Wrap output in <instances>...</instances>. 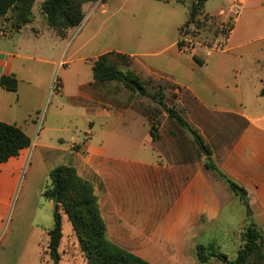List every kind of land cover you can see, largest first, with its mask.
<instances>
[{
    "label": "crops",
    "instance_id": "1",
    "mask_svg": "<svg viewBox=\"0 0 264 264\" xmlns=\"http://www.w3.org/2000/svg\"><path fill=\"white\" fill-rule=\"evenodd\" d=\"M238 1L239 7L232 20L233 27L225 41L221 45L201 44L208 50L204 56L197 54L202 62L194 58L193 52L184 56L183 50L177 45L178 40L175 55L167 57L163 62L155 61L156 57H160L170 46L149 53L116 52L136 60L142 71L166 75L195 102L194 107H189V120L185 118L201 134L219 169L247 190L252 214L249 215L250 218L243 217L242 224L254 221L264 230V0ZM88 4H91L89 13L97 8L106 12L111 6V0L86 2L83 4L84 13ZM231 9V5H228L220 10L218 14L222 21L229 17ZM42 19L45 26L41 29L34 25L36 16L24 26L31 28L34 38L20 39L16 44H11L10 38L16 32L22 33L24 27L11 34L0 35V76L14 73L19 80L16 91L0 86V120L21 126L32 138L29 147L0 164V173L8 182L5 185L14 189L34 146L32 158L36 153L45 160L62 150L51 143L49 138H41L43 131L37 137L35 132L37 116L44 106L54 68L65 65L59 79V94L50 109L47 128L55 129L53 118L59 114L82 115L88 122L90 129L86 131V138L82 142L73 141L68 150L74 155L73 165L78 173L94 183L85 174L82 175V170L88 168L97 178L95 189L98 190L100 184L106 188L105 197L111 206L110 211L103 210V193L96 194L112 241L120 243L111 228L117 226L121 210L117 206V195L111 190L110 183L113 177L118 178L124 172V165L147 170L150 185L158 196L165 198L164 202L170 205L171 211L173 206L179 204L191 205L192 210L199 216L203 215L207 222H216L222 218L226 205L233 200L232 190L216 172L205 167V157L200 159L192 155L196 141L190 131L177 122L171 127L164 126L162 122L156 130L157 137L153 138L149 119L133 109L127 110L119 100L114 105L109 97V84L96 81L93 70L87 77L81 74L79 66L71 70L72 62L83 60L82 56L76 55L94 39L95 33L86 32L75 44L72 62L66 61L62 59V55L72 28L62 37L48 25L45 18ZM156 43L149 46L155 47ZM72 45L73 42L69 48ZM195 47L196 45L190 49ZM29 51L35 54H29ZM51 51H57L56 59L44 57ZM102 53L93 58L91 68ZM141 55L150 57L148 62L140 61ZM19 59L46 63L49 65L44 72L47 76L42 77L39 73L23 76L24 68H21L19 62L17 64ZM67 70L68 74H64ZM109 107H114L117 111L113 112ZM191 114L195 119L191 118ZM114 119L117 121V128H126L125 133L130 136L128 138L135 147L137 144L149 146L151 154L148 160L141 157L129 160L108 153L105 144L111 131L107 128L109 121ZM98 133L101 137L96 139ZM75 144L79 151L72 149ZM10 232L5 235L0 246V264H13L6 243Z\"/></svg>",
    "mask_w": 264,
    "mask_h": 264
},
{
    "label": "rangeland",
    "instance_id": "2",
    "mask_svg": "<svg viewBox=\"0 0 264 264\" xmlns=\"http://www.w3.org/2000/svg\"><path fill=\"white\" fill-rule=\"evenodd\" d=\"M192 1L111 0V6L106 12L97 8L91 13H89L91 4H88L85 8V20L75 35L67 39L68 44L62 59L72 62L75 44L88 31L94 32L95 37L83 47L82 52L76 55L82 56L83 60L71 63V70L79 66L81 74L86 77L91 74L92 61L98 53L107 51H121L127 54L133 51L149 53L170 46L160 57H156L155 61L163 62L167 57L175 55L177 51L175 44L181 37L196 45L190 51L186 49L182 51L184 56H187L189 52L204 56L208 50L201 44L220 45L225 41L229 25L239 7V1L206 0L204 12L213 14V17L207 19L200 27L190 24L180 34V27L187 19ZM42 2L43 0H35L33 6V17L36 16L34 25L40 29L45 26V21L42 19L44 18L41 10ZM228 5H231V13L226 20L222 21L218 13ZM14 31L16 29L12 26L11 12L0 16V35L11 34ZM31 38H34L31 28L24 27L22 33H14L10 41L14 45L20 39ZM72 42L73 45L69 48ZM153 42H157L155 47L149 46ZM44 57L56 59L57 51H51ZM112 58L119 68L133 69L143 80V87L146 89V93L142 95L139 91L126 88L119 81H107L105 83L109 84L110 101L114 105L116 100H119L127 110L133 109L142 113L149 121H155L157 129L162 122L164 126L171 127L172 124H177L176 121L169 117L165 108L155 102L151 95L161 89L166 95L164 103L175 107L189 120V107H194L195 102L173 80L162 73L149 74L145 70L143 72L137 61L130 56L113 55ZM148 58L150 57L142 55L139 57L142 62L144 60L148 62ZM18 62L21 68H24L23 76L34 73H39L42 77L47 76L44 72L49 65L46 63L39 64L27 59H19L17 64ZM65 67L61 65L59 68L58 66L54 68L44 106L40 110L44 112V116L38 132L43 131L41 138L44 136L49 138L51 143L62 150L54 157L50 156L45 160L39 158L36 153L32 158L34 146L13 190L5 185L8 182L0 173V246L5 235L11 231L6 243L13 264H54L56 259L48 249V231L54 224V202L52 199H47L43 193L49 183L50 169L60 164L73 165L74 155L68 149L73 141L82 142L86 138V131L90 129L84 116L68 114L54 115L55 129L47 128V120L51 115L50 109L54 106L59 94V90L52 89L53 81L56 77L60 79L62 68ZM64 74H68V70ZM109 109L113 112L117 111L114 107ZM191 118L195 119V116L191 114ZM116 125L115 119L109 121L107 130L111 132L105 144L108 153L129 160L140 157L148 160L151 154L149 146L137 144L135 147L128 138L130 136L125 133L126 128L120 129ZM97 129L100 130V127ZM100 137L99 133L95 136L96 139ZM72 149L79 151L76 144ZM40 154L42 155V152ZM192 155L200 159L206 157L197 143L192 149ZM75 163L78 164L76 161ZM138 169V166L124 165V172L118 178L113 177L110 183L111 190L117 195V206L121 210L118 224L111 228V232L120 241V246L154 264H227V260H234L239 249L244 246L248 226L255 224L261 232V237L258 239V249L249 258L248 264H264V230L260 229L254 221L242 224L243 217L250 218L249 205H244L233 191V200L226 205L222 213L223 217L216 222H207L203 215L199 216L192 210L191 205L179 204L173 206L171 211L170 205L164 202L165 198L158 196L157 191L150 185L147 170ZM82 172V175L85 174L94 181V185L97 184V178L88 168L83 169ZM95 191L101 195L103 193V210L110 211L111 206L105 197L106 188L100 184L99 189ZM59 211L63 225V234L58 248L59 264H89L67 214L62 208H59ZM199 244L207 250L222 252L227 257L220 259L210 256L207 259H201L198 256Z\"/></svg>",
    "mask_w": 264,
    "mask_h": 264
},
{
    "label": "trees",
    "instance_id": "3",
    "mask_svg": "<svg viewBox=\"0 0 264 264\" xmlns=\"http://www.w3.org/2000/svg\"><path fill=\"white\" fill-rule=\"evenodd\" d=\"M90 1L96 0H43L41 10L48 25L54 28L60 36L65 37L69 28L84 20L83 4ZM205 1H192L187 19L180 27V34L190 24L200 27L205 24L207 19L213 17V15L204 13ZM34 2L35 0H0V16L11 12L12 26L16 31H19L34 18ZM232 27L233 22L229 25L228 33ZM177 45L185 51V49L191 50L190 48L195 43L181 37ZM113 55L128 56L116 51L100 54L92 66L94 79L98 82L116 80L131 91H138L136 85L143 87L144 82L141 77L133 69L123 70L119 68L117 62L112 58ZM193 56L198 62L203 61L196 54ZM18 83V77L14 73L0 76V86L7 90L16 91ZM262 92H264V89ZM151 95L153 100L163 107L166 98L165 93L159 89ZM165 110L169 117L190 131L203 153H205L204 149L210 153L205 157V167L216 172L244 204L249 205L246 188L219 169L211 157V149L198 130L175 107L167 106ZM149 123L150 134L153 138H156L155 121L150 120ZM31 143L32 138L21 126L0 120V164L13 156L19 155L22 149L29 147ZM202 145L204 148H202ZM43 194L47 199H54L56 195L58 198V201L53 204L54 224L48 231V249L54 258L58 259L59 257L58 248L63 234L62 215L59 211V208H62L72 224L89 264H154L109 238L107 224L101 213L95 185L91 180L81 176L74 165L60 164L50 169L49 183ZM260 237L261 232L255 224L248 226L244 246L239 249L234 260H227V264H248L249 258L258 249V239ZM198 256L201 259H207L210 256H216L220 259L227 257L222 252L207 250L201 244L198 246Z\"/></svg>",
    "mask_w": 264,
    "mask_h": 264
},
{
    "label": "built area",
    "instance_id": "4",
    "mask_svg": "<svg viewBox=\"0 0 264 264\" xmlns=\"http://www.w3.org/2000/svg\"><path fill=\"white\" fill-rule=\"evenodd\" d=\"M82 24H83V21H82L81 23H79V24L73 26V27H72V31H71V33L69 34V36H70V37H73V36L75 35V33L79 30V28L82 26ZM69 36H68V38H69ZM52 89H53V90H55V89L60 90V80H59L58 77H56V78L54 79V81H53V85H52ZM41 113H43V114H41ZM43 116H44V112H43V111L38 113V116H37V123H36V124H37V129H36V133H35L36 137H37L38 132H39V130H40V128H41V123H42V120H43Z\"/></svg>",
    "mask_w": 264,
    "mask_h": 264
},
{
    "label": "water",
    "instance_id": "5",
    "mask_svg": "<svg viewBox=\"0 0 264 264\" xmlns=\"http://www.w3.org/2000/svg\"><path fill=\"white\" fill-rule=\"evenodd\" d=\"M136 89H137L142 95H144V94L146 93V89H145L144 87H141V86H139V85H136ZM163 107L166 109V108H167V105H166V104H163ZM202 148H204L203 145H202ZM204 150H205V151H204V152H205V155L208 156V155H209V152H208L206 149H204ZM52 201H53L54 203H56V202L58 201L57 195L55 196L54 199H52ZM251 214H252V210H251L250 206H248V215H251ZM54 264H59V259H55Z\"/></svg>",
    "mask_w": 264,
    "mask_h": 264
}]
</instances>
